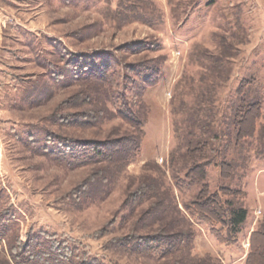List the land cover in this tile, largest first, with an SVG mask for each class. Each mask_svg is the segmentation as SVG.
<instances>
[{"label": "rangeland", "instance_id": "374dc122", "mask_svg": "<svg viewBox=\"0 0 264 264\" xmlns=\"http://www.w3.org/2000/svg\"><path fill=\"white\" fill-rule=\"evenodd\" d=\"M6 15L0 264L33 261L23 256L27 243L58 250L55 264H245L252 248L250 264L264 262V238L251 239L264 232V0H6ZM78 56H98L119 81L122 73L132 78L126 96L144 137L124 168L83 158L93 145L135 130L115 116V87L108 97L91 87V105L68 107L86 87L70 68ZM153 70L158 84L143 88ZM256 103L254 136L237 140L238 110ZM85 108L104 116L77 125ZM58 115L68 123L56 122ZM196 164L205 169L200 183L185 177ZM146 185L154 194L134 204ZM204 187L227 202L225 215L246 210L236 234L188 216L184 205ZM153 205L164 210L168 231H187L191 240L149 254L124 247L121 239L157 230Z\"/></svg>", "mask_w": 264, "mask_h": 264}, {"label": "trees", "instance_id": "16d2710c", "mask_svg": "<svg viewBox=\"0 0 264 264\" xmlns=\"http://www.w3.org/2000/svg\"><path fill=\"white\" fill-rule=\"evenodd\" d=\"M100 61L101 60L98 56H78L71 64L70 68L73 73V78L76 79V85L86 87L76 91L73 96H71L73 101L72 103H69L68 107H76L81 104L91 105L92 100L89 94L91 87L94 91L100 92L103 95L105 93L107 97L109 96V93H114L110 92V88L115 87L118 89L115 98L116 101L119 102V106L115 110V116L119 117L124 123L132 127L135 132L130 134L128 138L122 139V141L119 140L114 143H107L105 147H103L102 144H99L98 146L93 145L91 148H89V150L87 149L88 151H84L82 155H84L83 158L88 160V162H105L119 169L128 165L141 152V144L144 137L143 121L137 116V114L132 109V105H130L127 100L126 92L130 89L128 85L130 82H132V78H130L127 74L122 73L121 80H117L116 76H119V73L114 71L110 72L109 67L103 63L100 64ZM153 71L151 73H146L143 76V88L152 87L158 84L160 80V74L158 71ZM106 90L109 93H106ZM253 106H256L254 107L256 108V114H254L251 110ZM80 112L83 113V118L79 120V122H76L77 125L86 124L88 126H94L104 116V111L101 109L85 108ZM238 112L239 118L235 122L237 140H240L243 137H253L255 133V122L260 115L259 105L256 103V105L250 104L247 106H241ZM65 119L66 118H64V116L58 115L56 122L66 124L68 122L65 121ZM246 120L250 122L249 124L251 129L249 128L250 132L247 131L246 134H243L244 126L242 127L241 125L243 121ZM55 139L59 142H68V140L61 139L57 136H55ZM103 172L104 171L99 170L92 174L94 176L93 183L96 186L101 185L98 183V181H100L99 178H101V174H103ZM185 177L193 183L202 182L205 178L204 166L201 164L193 165V168L188 170ZM95 179H98V181H95ZM89 192L90 189L87 191V193ZM154 192V185L144 186L137 191V194L134 196L136 198L133 200V203L137 204L141 200L149 199L154 194ZM226 203L227 202L221 200L218 193L210 194L204 187L199 196H197L196 201L191 202L190 206L184 205V209L187 211L190 218L194 217L200 222L220 223L221 225L227 227L229 234H236L239 231L240 225L245 221L247 212L242 207H233L230 208V210H228L225 215L224 205H226ZM152 208H155L154 205L151 207V211L155 212V210ZM162 213H164V210L161 212H155L153 215L154 219H161V224L158 226L155 232L153 231L151 234H148L142 238H137L136 236L131 235L128 238L121 239L122 245L124 247L130 248L132 251L149 254L153 249L158 248L160 245L172 247L177 241L180 243L185 241L189 242L192 238L191 233L184 230L178 232L168 231L166 229V225L162 222ZM224 217L227 218V221L224 220ZM255 236L264 238V232L253 231L251 234V239H253ZM32 247L33 246L31 243L24 245L23 252L26 251L27 254L25 253L23 256L32 257L34 260L25 261L24 263L22 260V263L20 264H55L59 262L60 254L58 250L55 249L54 251L51 249V247L47 248V246L40 245H38L36 249L35 247ZM167 252L170 253L169 251H166L164 254H167ZM252 253L253 248L247 257L245 264H250L255 250L254 253ZM39 261L44 263H40ZM77 264L95 263H88L87 261L83 260ZM261 264H264V262Z\"/></svg>", "mask_w": 264, "mask_h": 264}, {"label": "crops", "instance_id": "0c3cea01", "mask_svg": "<svg viewBox=\"0 0 264 264\" xmlns=\"http://www.w3.org/2000/svg\"><path fill=\"white\" fill-rule=\"evenodd\" d=\"M9 17L6 15V0H0V51L6 50V23Z\"/></svg>", "mask_w": 264, "mask_h": 264}]
</instances>
